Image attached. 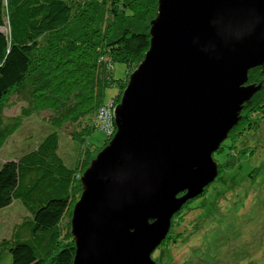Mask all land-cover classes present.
Segmentation results:
<instances>
[{
	"label": "water",
	"instance_id": "obj_1",
	"mask_svg": "<svg viewBox=\"0 0 264 264\" xmlns=\"http://www.w3.org/2000/svg\"><path fill=\"white\" fill-rule=\"evenodd\" d=\"M149 48L79 178L72 264H156L174 215L218 176L213 160L261 85L264 0H157Z\"/></svg>",
	"mask_w": 264,
	"mask_h": 264
},
{
	"label": "trees",
	"instance_id": "obj_2",
	"mask_svg": "<svg viewBox=\"0 0 264 264\" xmlns=\"http://www.w3.org/2000/svg\"><path fill=\"white\" fill-rule=\"evenodd\" d=\"M156 10L157 0H0V150L30 118L33 102L53 92L68 100V86L79 93L75 98L82 106L66 114L95 116L91 132L99 129L101 109L118 100L130 67H137L149 48ZM116 61L127 64L120 83L112 73ZM256 77L264 80V65L249 71L248 81ZM115 84L119 95L105 102V90ZM263 92L264 83L244 109ZM12 98L31 105L7 116ZM59 149L52 131L20 158L0 159V211L18 202L27 212L11 236L0 240V264L73 263L69 222L83 173L66 165Z\"/></svg>",
	"mask_w": 264,
	"mask_h": 264
},
{
	"label": "rangeland",
	"instance_id": "obj_3",
	"mask_svg": "<svg viewBox=\"0 0 264 264\" xmlns=\"http://www.w3.org/2000/svg\"><path fill=\"white\" fill-rule=\"evenodd\" d=\"M135 68L130 67V71ZM126 72L125 62L113 63V78L118 83L126 78ZM257 77L246 85L262 86L264 80ZM68 89V100L53 92L33 102L29 107L32 115L0 150V159L20 158L55 131L65 164L81 168L82 173L89 167L90 159L111 136L104 134L101 126L91 132L95 116L66 114V110L74 111V105L82 106L80 98H75L79 93L72 86ZM77 89L80 91V87ZM119 91L117 84L107 88L105 102L116 99ZM11 103L10 110L4 112L7 116H15L20 107L31 105L15 98ZM88 146L93 151H88ZM213 160L218 164V176L174 215L169 233L155 252L156 264H264V92L241 111L238 124L213 154ZM26 216L18 202L0 211V240L9 238Z\"/></svg>",
	"mask_w": 264,
	"mask_h": 264
},
{
	"label": "built area",
	"instance_id": "obj_4",
	"mask_svg": "<svg viewBox=\"0 0 264 264\" xmlns=\"http://www.w3.org/2000/svg\"><path fill=\"white\" fill-rule=\"evenodd\" d=\"M114 107H115V105H113V103H110L109 107L101 109V113L99 114V119L103 123L101 127L104 128L105 130L109 131L110 136L113 135L114 130H115V127L113 129V127L111 126V124H113V110H114ZM111 119H112V123H111Z\"/></svg>",
	"mask_w": 264,
	"mask_h": 264
}]
</instances>
